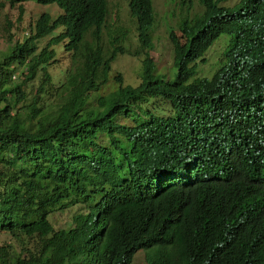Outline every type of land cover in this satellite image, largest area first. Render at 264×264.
Masks as SVG:
<instances>
[{
	"label": "trees",
	"instance_id": "16d2710c",
	"mask_svg": "<svg viewBox=\"0 0 264 264\" xmlns=\"http://www.w3.org/2000/svg\"><path fill=\"white\" fill-rule=\"evenodd\" d=\"M36 1L62 12L39 13L20 37L7 32L0 59V232L19 244H0V264H129L139 248L145 264H264V169L242 149L249 141L264 163V0H198L199 12L177 23L181 39L169 31L173 74L148 55L151 1L128 0L137 20L132 53H144L139 81L105 94L95 90L121 48L120 38L106 49L99 41L106 0ZM222 33V63L194 76ZM59 42L70 65L55 84L46 67ZM154 97L158 108L141 106ZM222 145L241 151L246 169L236 182L218 175L227 168L216 153ZM235 185L249 190L234 193ZM79 202L85 210L78 205L66 227L52 225L51 211Z\"/></svg>",
	"mask_w": 264,
	"mask_h": 264
},
{
	"label": "rangeland",
	"instance_id": "374dc122",
	"mask_svg": "<svg viewBox=\"0 0 264 264\" xmlns=\"http://www.w3.org/2000/svg\"><path fill=\"white\" fill-rule=\"evenodd\" d=\"M232 1L235 2L236 0H224L223 2L228 4ZM152 5L154 11V19L151 27L153 45L148 52L158 71L173 74L174 68L173 70L171 69L172 47L167 30L170 28L176 35H180V30L177 27L180 16L188 14V12L189 14L193 12L198 13L200 5L198 0H191L188 8H186L187 2H181V0H152ZM20 9L21 11H19ZM42 11L47 12L52 18L61 9L53 3H39L36 0H13L11 4L9 0H0V59L11 45V42L7 39V32L12 33L13 38L20 37L18 34L25 29L26 22L31 21L32 23ZM7 19L10 21V24L6 22ZM134 25L135 21L128 13L126 0H107V13L103 25L100 28L99 35L101 47L104 49L111 48L110 44L113 38L118 40L122 33H125V37L118 41L121 44V48L116 52L110 64V69L107 72L106 80L97 90L98 93H104L114 89L119 82L116 78L117 76L120 77L122 84L135 85L139 81L140 59L142 56L132 53L137 43ZM60 30L61 27L58 26L52 33ZM33 31V28H31V33ZM29 32L27 30L26 34H30ZM52 35L47 34L44 37L37 38L34 41L36 49H40ZM227 38V35L222 33L213 41L204 52L202 56L203 60H197L195 62V75L208 76L220 64L222 61V50ZM90 39L91 36L88 33L85 36V40ZM52 46L56 50L57 60H51L46 68L51 76V80L55 84H58L65 79L66 70L70 65V52L62 49L60 42ZM21 70V66H16V70L12 73L13 77L11 74V78L16 79ZM40 77V71H38L32 79L26 80L23 86L24 90L27 93L33 92L37 88ZM19 79L16 80L18 81ZM163 108L167 109V106L163 105ZM119 120L128 122V119L121 117ZM76 209L77 204L69 205L63 209L53 210L49 214V220L54 227H66L71 220V214ZM5 242H10L12 249L15 251L19 249V244L16 239L6 232H0V244ZM144 252L145 250L142 248L137 249L129 264H145Z\"/></svg>",
	"mask_w": 264,
	"mask_h": 264
},
{
	"label": "clouds",
	"instance_id": "9594fccd",
	"mask_svg": "<svg viewBox=\"0 0 264 264\" xmlns=\"http://www.w3.org/2000/svg\"><path fill=\"white\" fill-rule=\"evenodd\" d=\"M127 1V9H128V13H129V15L130 16H132L133 18H134V21H135V25H134V30H135V38H136V41H137V43H136V46H137V48H138V36H137V29H136V26H137V20H136V17H135V15L134 14H132L131 12H130V9H129V1L128 0H126ZM151 1V14H152V16H153V19H154V11H153V5H152V0H150ZM194 1V0H193ZM236 1H238V0H236ZM235 1V2H236ZM37 2V1H36ZM234 3V1H232L231 3H229V4H233ZM48 4H50V3H48ZM53 4H55V3H53ZM56 5V4H55ZM60 8V7H59ZM61 9V8H60ZM42 12H45V11H42ZM42 12H40V13H42ZM62 12V9H61V11L59 12V13H61ZM105 12L107 13V0H106V10H105ZM46 14H48L47 12H45ZM59 13H57V14H59ZM106 13H105V16H106ZM56 14V15H57ZM193 14H195L194 12L192 13V14H189V12H188V14H183L182 16H180V18H179V20L180 19H182V18H184V17H191ZM55 15V16H56ZM54 16V17H55ZM54 17H52V18H54ZM153 19H152V21H151V23L149 24V26H148V29H147V32H148V35H150V42H149V44L151 45V47L150 48H152V45H153V43H152V35H151V27H152V22H153ZM104 20H105V17H104ZM104 20H103V22H104ZM178 20V21H179ZM103 22H102V24H101V26L103 25ZM178 23V22H177ZM58 26H60L61 27V30H62V25H58ZM58 26H56V27H58ZM101 26H100V28H101ZM55 27V28H56ZM177 27H178V25H177ZM179 29V28H178ZM60 30V31H61ZM169 31H171L172 32V34L177 38V39H181V32H180V35H176L175 33H174V31L172 30V29H170V28H168V30H167V35H168V38H169V40H170V42H171V47H172V55H171V60H172V57H173V43H172V40H171V37H170V34H169ZM59 32V31H58ZM58 32H55V33H58ZM89 32H86L85 34H84V39H85V36L88 34ZM99 35H100V29H99ZM91 36V35H90ZM125 37V33L123 34L122 33V35L120 36V39H123ZM227 37H228V35H227ZM119 39V40H120ZM120 44V43H119ZM149 48V49H150ZM148 49V50H149ZM207 50V49H206ZM205 50V51H206ZM137 54L138 55H141V56H144L143 54L144 53H141V51L140 52H137ZM204 54V53H203ZM148 55H149V57H150V54H149V52H148ZM203 56V55H202ZM142 58V57H141ZM150 59H151V57H150ZM152 60V59H151ZM199 61H202V60H199ZM152 63L154 64V66H155V63H154V61L152 60ZM222 63V62H221ZM155 68H156V66H155ZM171 69L173 70V66H172V64H171ZM156 70H158L157 68H156ZM215 70V69H214ZM213 70V71H214ZM212 71V72H213ZM107 75V74H106ZM194 76H197V75H195V73H194ZM208 76H210V75H208ZM12 77H13V74H12ZM197 77H201V76H197ZM105 80H106V78H105ZM119 83H121V81H120V78H119V82H118V84H117V86L119 85ZM137 84V83H136ZM135 84V85H136ZM121 85H126V84H122L121 83ZM130 85V84H129ZM116 86V87H117ZM131 86H134V85H131ZM99 87H100V85H99ZM99 87H98V89H99ZM115 87V88H116ZM114 88V89H115ZM97 89V90H98ZM97 90H95V93H98V91ZM111 91V90H110ZM107 92V91H106ZM100 94H105V92L104 93H100ZM99 95V94H98ZM152 103H154V105H155V108H158L159 107V103H158V101H157V98L156 97H154V98H149L146 102H143V103H141V106L143 107V106H147L148 108H151V105H152ZM119 118H120V116H116V120L117 121H119L120 123H127L126 121H120L119 120ZM104 137H106L104 134H100L99 135V137H98V139L101 141H103V144H107V140L105 139L104 140ZM254 143V142H253ZM254 145H255V147L257 148V150H258V152L260 153V155H261V149H260V147L256 144V143H254ZM242 149H243V152H244V155H245V158H246V160L249 162V163H251L252 161H253V159L254 160H257V159H259V163H260V165H261V169L263 170L264 169V163L262 162V159L260 158V156L258 155V153H257V151L255 150V148L253 147V145L249 142V141H243L242 142ZM246 150V151H245ZM114 151V150H113ZM215 152V151H214ZM216 153H218V154H221L222 156H223V158L227 161L226 162V165H227V168L225 169V170H219L218 171V175H219V173H221V172H223V174H224V176H223V178H222V180H228L229 182H231L232 183V181H234V182H236V180L238 179V177L240 176V174H241V170L242 169H246V167H243V168H239L240 166H245V164L243 165V164H241V151H240V149L238 148V151H236L235 149H233L231 146H229V148H227V145H222V146H219L218 147V150H217V152ZM262 156V155H261ZM263 157V156H262ZM264 158V157H263ZM252 167V166H251ZM261 170V171H262ZM263 173H264V170H263ZM128 178V176H123V179H127ZM262 179H264V177L262 176ZM260 188V187H259ZM232 189H234V193H240V194H245V193H247L248 192V190L249 189H247V187H241V186H239V185H235V187H233L232 186ZM257 190V192L259 193V194H261V192L259 191V189H256ZM260 190L262 191V192H264V187L263 188H260ZM262 195V194H261ZM77 204V209H78V205L81 207V209H80V211H84L85 210V205L84 204H82V203H76ZM74 205V204H73ZM76 209V210H77ZM56 210V209H55ZM75 210V211H76ZM74 211V212H75ZM137 251V250H136ZM135 251V252H136ZM134 252V253H135Z\"/></svg>",
	"mask_w": 264,
	"mask_h": 264
}]
</instances>
